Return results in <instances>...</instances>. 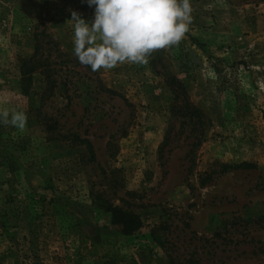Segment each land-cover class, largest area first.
<instances>
[{
	"label": "rangeland",
	"instance_id": "1",
	"mask_svg": "<svg viewBox=\"0 0 264 264\" xmlns=\"http://www.w3.org/2000/svg\"><path fill=\"white\" fill-rule=\"evenodd\" d=\"M190 2L178 44L93 72L84 0H0V112L25 116L0 123V264H264V0Z\"/></svg>",
	"mask_w": 264,
	"mask_h": 264
},
{
	"label": "clouds",
	"instance_id": "2",
	"mask_svg": "<svg viewBox=\"0 0 264 264\" xmlns=\"http://www.w3.org/2000/svg\"><path fill=\"white\" fill-rule=\"evenodd\" d=\"M91 22L72 10L73 54L96 72L120 63L144 64L155 51L176 45L191 21L190 0H84ZM23 112H0V123L23 128Z\"/></svg>",
	"mask_w": 264,
	"mask_h": 264
},
{
	"label": "trees",
	"instance_id": "3",
	"mask_svg": "<svg viewBox=\"0 0 264 264\" xmlns=\"http://www.w3.org/2000/svg\"><path fill=\"white\" fill-rule=\"evenodd\" d=\"M174 83L175 82H173V84L170 83L169 85L172 88L173 92H175L176 94L181 89V87H178V86L176 87ZM186 105L191 107L190 104H186ZM180 111H182L181 108L179 109V112ZM112 223L114 225L119 226L120 232L124 235L133 234L141 226V221L136 215L131 214V213H122L117 210H115L112 213Z\"/></svg>",
	"mask_w": 264,
	"mask_h": 264
}]
</instances>
